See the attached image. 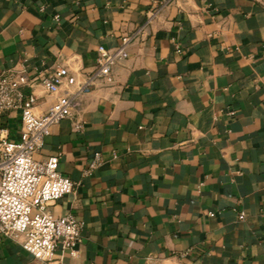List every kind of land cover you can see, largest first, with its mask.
I'll return each instance as SVG.
<instances>
[{"label":"crops","instance_id":"0c3cea01","mask_svg":"<svg viewBox=\"0 0 264 264\" xmlns=\"http://www.w3.org/2000/svg\"><path fill=\"white\" fill-rule=\"evenodd\" d=\"M166 1L0 0V73L27 72L38 116L77 89L50 94L40 77L64 66L84 80L100 46L130 39L113 81L36 155L60 154L75 183L51 213L84 222L81 257L59 246L50 264H264V2ZM21 123L0 118L12 140ZM21 243L0 237V264H45Z\"/></svg>","mask_w":264,"mask_h":264},{"label":"built area","instance_id":"2783aa9c","mask_svg":"<svg viewBox=\"0 0 264 264\" xmlns=\"http://www.w3.org/2000/svg\"><path fill=\"white\" fill-rule=\"evenodd\" d=\"M129 41L124 39L113 50L100 46L95 70L84 80H78L64 66H57L50 75L40 77V84L50 94H59L64 86L77 87L74 92L59 94L42 116L34 112L36 97L22 90L32 84L27 72L15 67L0 73V118L20 111L22 122L17 140L11 139L8 128L0 126V237L22 239V248L45 264L54 261L59 246L64 254L75 259L81 257L84 222L73 213L60 217L51 213L54 203L73 193L75 183L59 172L60 154L46 160H37L36 155L44 148L53 127L65 120H75L82 95L91 91L98 81H113V67L129 57ZM74 129L82 132L84 126L75 123ZM102 165V154L97 152L84 175H91Z\"/></svg>","mask_w":264,"mask_h":264},{"label":"rangeland","instance_id":"374dc122","mask_svg":"<svg viewBox=\"0 0 264 264\" xmlns=\"http://www.w3.org/2000/svg\"><path fill=\"white\" fill-rule=\"evenodd\" d=\"M260 1L264 2V0H260Z\"/></svg>","mask_w":264,"mask_h":264}]
</instances>
